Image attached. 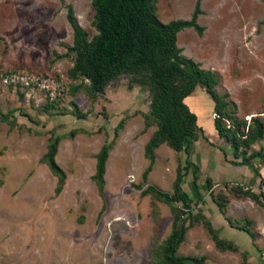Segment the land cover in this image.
<instances>
[{
    "label": "rangeland",
    "instance_id": "374dc122",
    "mask_svg": "<svg viewBox=\"0 0 264 264\" xmlns=\"http://www.w3.org/2000/svg\"><path fill=\"white\" fill-rule=\"evenodd\" d=\"M151 3L162 22L189 19L199 5L202 33L184 28L177 45L218 79L225 111L240 122L236 151L221 140L219 152L198 131L206 143L199 140L187 155L160 144L143 179L150 163L143 148L156 129L147 87L122 74L99 94L88 79L68 75L74 53L67 6L91 38L92 0H0V73L26 70L51 77L61 89L52 98L0 84V264H159L181 221L185 236L177 254L204 256V264H264V159L250 156L264 154V132L253 138L254 116L264 112V0ZM187 101L210 136L212 99L197 85ZM55 139V161L66 174L60 192L43 161ZM110 142L99 192L95 157ZM177 170L185 201L174 195ZM148 186L168 200L143 194ZM207 224L231 248H217Z\"/></svg>",
    "mask_w": 264,
    "mask_h": 264
},
{
    "label": "trees",
    "instance_id": "16d2710c",
    "mask_svg": "<svg viewBox=\"0 0 264 264\" xmlns=\"http://www.w3.org/2000/svg\"><path fill=\"white\" fill-rule=\"evenodd\" d=\"M94 10L92 25L96 33L89 38L87 32L74 20L70 6H67V20L72 27V45L68 50L74 53L73 64L68 70L71 78L82 76L96 82L97 89H103L106 84L122 74H130L136 83L144 85L149 91V114L154 120L156 129L145 143L143 154L150 163L143 171L146 179L155 160V149L162 143L176 150L189 154L193 141L200 131L203 137L225 150L221 140L227 143V148L236 151L238 142L235 138L240 122L225 111L226 102L216 89L218 79L211 70H206L193 59L182 54L177 45V34L184 28L191 27L201 34L203 27L198 25L196 18L201 12L196 4L189 19L162 22L151 3V0H92ZM201 85L213 101L214 120L209 127V136L205 128L198 125V116L186 104L185 99ZM255 135L262 136L264 125L258 116H254ZM251 119L249 120V122ZM210 137L216 138V140ZM232 140L231 143L229 140ZM218 141V142H217ZM58 141L51 140L43 161L57 178L55 191L60 192L64 185L66 174L56 163L55 154ZM113 145L103 146L96 154L95 171L92 180L99 192L104 188L105 163ZM226 148V147H225ZM250 156L259 161L264 159L260 151H252ZM189 159L186 158V164ZM196 169V167H195ZM181 170H177L174 180V195L180 201H185L186 194L181 190ZM206 181H211L210 177ZM194 186L199 189L197 176H192ZM236 190H241L240 186ZM151 192L155 197L167 201L169 196L148 186L143 194ZM246 192H250L247 190ZM254 200L258 196L250 192ZM224 209V203H217ZM175 215V220L180 217ZM185 223L166 238L163 245V255L159 264H204V256L179 255L176 253L185 236ZM209 233L219 249L231 248V244L219 238L217 233L207 224Z\"/></svg>",
    "mask_w": 264,
    "mask_h": 264
},
{
    "label": "built area",
    "instance_id": "2783aa9c",
    "mask_svg": "<svg viewBox=\"0 0 264 264\" xmlns=\"http://www.w3.org/2000/svg\"><path fill=\"white\" fill-rule=\"evenodd\" d=\"M0 84L18 88L25 91L26 94L34 91L44 92L52 98L60 93L61 90L51 77L37 76L26 70H11L0 73ZM258 117L264 125V112L260 113Z\"/></svg>",
    "mask_w": 264,
    "mask_h": 264
},
{
    "label": "crops",
    "instance_id": "0c3cea01",
    "mask_svg": "<svg viewBox=\"0 0 264 264\" xmlns=\"http://www.w3.org/2000/svg\"><path fill=\"white\" fill-rule=\"evenodd\" d=\"M194 94V93H193ZM189 98H190V96H188L186 99H185V102H186V104H188L187 102V100H189ZM203 139V142L204 143H206V141H205V139L204 138H201V137H199V135L197 134V137H196V139L193 141V144H192V147L194 146V149H195V146L197 145V142H199V140H202ZM227 148V147H226ZM218 150H219V152L221 151V149H219L218 148ZM193 151H195V150H193ZM192 151V155L195 153V152H193Z\"/></svg>",
    "mask_w": 264,
    "mask_h": 264
},
{
    "label": "water",
    "instance_id": "95a60500",
    "mask_svg": "<svg viewBox=\"0 0 264 264\" xmlns=\"http://www.w3.org/2000/svg\"><path fill=\"white\" fill-rule=\"evenodd\" d=\"M89 81H90V83H91L94 91L98 92L99 94H102L103 93V89H97L96 88V82L95 81H93V80H89Z\"/></svg>",
    "mask_w": 264,
    "mask_h": 264
}]
</instances>
